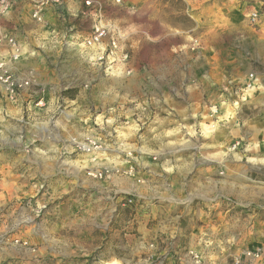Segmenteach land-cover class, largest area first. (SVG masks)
<instances>
[{
  "label": "rangeland",
  "instance_id": "rangeland-1",
  "mask_svg": "<svg viewBox=\"0 0 264 264\" xmlns=\"http://www.w3.org/2000/svg\"><path fill=\"white\" fill-rule=\"evenodd\" d=\"M91 1L90 6H86L84 1V5L89 10L82 12L91 24L89 35L92 32L95 13L100 6L104 18L119 25L125 38L120 43L117 55L105 57L103 60H98L97 56L102 54L104 49L109 50L110 37L105 40L104 46L100 47L86 46L85 39L89 35L75 39V42L78 41L84 47L97 50L95 60L98 68L92 67V64L87 62L76 63L75 67L78 69L76 76L79 80L69 85L66 90L72 93V100L64 94L62 98L58 97L57 89L50 85L44 90L46 93L49 92L46 98L25 103L28 108H25L22 114L11 111L12 114L8 115L5 110L2 111L7 106H12L23 89L33 86L28 80H22L21 76L13 74L8 66L21 68L22 62L19 59H23L25 55L23 45L12 34L7 32L0 34L2 39L0 51L5 44L11 47L8 42L10 38L17 42L20 49L18 58H14L12 47L11 50L3 53L0 75H10L15 80L29 83L18 88L14 99L8 97L4 85L0 83V140L13 142L11 149L7 150L8 154L5 149L0 148V153L5 152L4 159L8 160L6 167L12 168L15 174L27 168L26 163L23 162L24 151L21 146L28 143L30 144L25 145V149L29 148L28 152L31 151V153L38 151L37 144L44 140H65L69 146L75 147V155H61L63 157L59 159L63 167H73V174L67 169V173L63 172L57 177L47 174L51 175L47 179L38 176L26 179V176L20 174L19 177L14 176L13 178L11 177L13 173L0 179V213L4 214L5 227L7 226L8 230L11 229L9 224L14 222L17 226L10 233L12 235L24 233L29 239L30 233L27 231L38 232L42 229L38 222H41L44 217V208L40 209L42 204L39 203V197L44 195L47 201L46 207H49L55 194L61 206H69V203L73 202L71 198L77 199V206L80 207L81 212L84 211V205H88L93 211H89L88 208L89 213L93 214L107 203L111 219L121 212L126 221H137V205L142 202L137 197V178H139L137 172H144L149 168H143L141 163H137V150L132 148L119 152V157H115L119 162L110 163L105 169L100 168L99 161L106 156L102 148L103 143L113 144L114 142L115 144L120 137L125 141L137 140V129L134 130L135 133L126 132V129L131 124V127L135 126L137 122V94L142 93L143 98L149 99L151 93L155 92V85L151 83L149 77L155 73L154 59L158 54L160 61L163 62L159 64L163 67V71H165L166 58L170 56L173 58L174 92H181L182 87L185 89L189 84L190 87H194L193 93L201 92L205 98L204 111L195 114L189 120L185 118L183 130L178 131L174 136L182 146L174 148V151L177 150L178 155L195 157L190 165L191 170L186 176V188L190 193L197 191L201 195L193 200L191 207L199 206L207 209L208 205L216 203V207L221 211L222 231L234 236V241H238L240 237L241 240L247 239V242L242 241L244 245L234 258L242 255L244 251L251 250L252 247L263 253L264 123L255 118L262 115L264 107V93L259 86L260 79H264V62L258 57V55L264 57V47L262 50L257 48L254 39L260 38L258 33L264 25V0L239 1L241 7L238 12L244 19L241 21L242 24L231 18L221 21H210L209 19L201 21L194 15L192 4H197L195 0H191L192 4L186 0H157L158 4L155 3L156 0H137V4H134L136 1L132 0L127 4L125 0ZM222 1L225 3L224 12H226L231 1ZM129 4L133 8L130 10L131 13L137 12V17L124 12L128 10ZM155 10H158L164 21L167 20L178 31L156 41L155 35L163 30V27L159 24L150 27L151 22L155 21L150 18V13ZM108 11L111 17L122 16L124 24L108 19L106 15ZM167 12H169L168 16H166ZM254 12L259 14L258 24L250 22L251 14ZM6 13L0 12V15ZM128 26H136L135 36H138L139 40L137 55L134 58L137 64V70L134 71H137V75L132 74L131 69L127 67L134 54V46L128 40L130 36ZM196 37L205 49L215 45L223 48L220 51H215L213 48L209 51L205 50L199 55L196 49L189 47L192 38ZM250 40L253 42L252 45H250ZM179 45L188 46L181 47L183 50L180 51ZM123 54H128V58L123 59ZM34 60V57L27 56L23 61L33 62ZM57 63L63 66L68 65L66 59L58 60ZM69 67L68 71H72V66ZM182 76L185 77L183 85L181 84ZM140 77L143 79L142 83L138 81ZM249 85L252 86L249 87ZM73 108L78 111L76 121L68 112ZM86 109L93 112V119L97 118L98 122L95 123V127L84 133H82L84 129L80 127L70 130L71 120L76 123V126L84 123L83 115ZM129 111H132V114ZM101 112L105 114L98 117L97 114ZM127 112L130 115L127 116ZM98 119L102 121L99 122ZM61 124L64 125V129L60 131ZM141 132L138 134L140 135ZM149 134H151L150 140L147 139V142H152L156 133L150 131ZM174 134L165 131L160 133L164 140H171L173 138L171 135ZM90 141H96L101 148L91 153L83 151L80 146ZM117 149L119 148L114 147L112 151L115 153ZM109 157L114 159L113 156ZM194 164L195 166H192ZM52 165V161H47L46 166ZM214 166L215 174L209 171ZM131 167L134 169L133 174L129 173ZM99 171H103L102 177L95 176V173ZM151 179H154L152 174H145L144 183H148ZM98 187L100 190L104 188L106 191L104 195L96 191ZM92 189H95L94 194L89 191ZM213 191L217 198L216 201L210 202ZM130 200L132 203L129 202ZM55 211L57 210L51 213ZM160 214L159 218L165 220V214L161 212ZM48 216L51 215H47V218ZM25 219L29 223L19 225ZM227 226L230 228H226ZM251 227L253 228L250 231ZM45 231L51 239L56 234L60 236L61 232L65 234L61 235L64 236L63 239L68 241L71 230L61 228L55 231L47 227ZM79 235H83L82 238L85 240L84 232L79 230ZM6 236L8 238L9 234ZM30 247L32 251H36L34 246ZM95 256H97L96 253ZM0 264H9V261L5 260ZM79 264L89 263L83 260V262L79 261ZM125 264H137V261L130 260Z\"/></svg>",
  "mask_w": 264,
  "mask_h": 264
},
{
  "label": "crops",
  "instance_id": "crops-1",
  "mask_svg": "<svg viewBox=\"0 0 264 264\" xmlns=\"http://www.w3.org/2000/svg\"><path fill=\"white\" fill-rule=\"evenodd\" d=\"M84 1L86 0H62L63 7H61L59 0H14L12 9L5 15H0V34L7 32L14 35L23 45V52L25 53L24 58L19 59L22 62L21 68L8 66L13 74L16 73L21 76L22 80H28L33 86L23 89L16 100L12 101V106L2 108V111L5 110L8 115L12 114L11 111L22 114L23 110L28 108L25 103L46 98L49 92L46 93L44 90L50 85L57 89L58 97L62 98L64 94L72 100V93L66 90H68L69 85L79 80L76 76L78 70L75 67L76 63L87 62L92 64V67H97L98 63L95 60L97 50L86 48L78 41L75 42L76 38L89 35L91 29L90 22L82 15L84 10H89L84 5ZM130 1L125 0L124 2L127 4L131 3ZM132 1H136L134 4H137V0ZM186 1L192 4L194 0ZM230 1L228 11L224 12L225 3L222 0H195L197 4H192L194 5L192 6L194 15L201 21L206 19L221 21L225 18L227 20L231 18L242 24L241 21L244 19L242 14L238 12L241 7L240 0ZM37 2L44 4L40 8L39 16L34 17L33 13ZM157 2L156 0L155 3ZM166 5L168 4L166 3ZM132 9L129 4L128 10L124 12L137 17V12L131 13L130 10ZM135 10H137L136 7ZM106 15L108 19L124 24L122 16L111 17L109 11ZM168 15L169 12L166 16ZM150 18L155 20L153 23L151 22L150 27L158 26V24L163 27V30L155 35L156 41L178 31L171 23L162 19L158 10L151 11ZM127 28L130 32L128 40L134 46L133 59L127 67L131 69L132 74L137 75V71H134L137 70L134 59L137 55V42H139L138 36H135L137 30L136 26H128ZM251 35H253L252 31ZM258 35L260 38H256L254 41L256 47L262 50L264 47V25L260 28ZM250 42L252 45V40ZM185 46L188 45L183 47ZM181 47L182 45H179L180 51L183 50ZM189 47L196 49V53L199 55L205 50L209 51L213 48L215 51H220L223 48L215 45L205 49L197 37L192 38ZM235 47L238 48L239 46ZM9 50L11 47L8 44L1 47L0 62L3 61V53ZM27 56L34 57L35 60L33 62L23 61ZM258 57L264 62L263 56L258 55ZM63 59H66L68 65H58L57 61ZM154 63L155 73L150 75L149 80L155 85V92L151 93L149 99L143 98L142 93L137 94V122L133 127H131L132 124L129 125L130 127L126 126V132L135 133L134 130L137 129V140L125 141L120 137L115 144L114 142L113 144L103 143L102 148L107 157L104 156L99 161L100 168L105 169L107 168L106 165L119 162L116 159L117 156L119 157V152L132 148L137 150V163H141L143 168H149L147 171L137 172V177H139L137 178V197L139 201H142L137 205V221H126L121 212L111 219L107 203L106 206H101L100 210L98 209L99 211L93 214L89 213L92 209L88 205H84V211L81 212L80 207L77 206V199L71 198L73 202H70L69 206H61L57 202L56 194L50 201L52 207H46V197L41 195L39 203L42 204L40 209L44 208V217L41 222H38V225L42 229L38 232L27 231L31 234H29V239L24 233L12 235L10 232L15 230L16 223H10L11 229L8 230L7 226L5 227L4 214H1L0 237H4L0 241V262L7 260L9 264H79V261L83 262L84 260L89 264H98V262L101 264L109 262L125 264L127 261L133 260L137 261V264H195L191 256V251H195L201 252L205 256V264H234L235 255L238 254L237 252L241 250L247 239L241 240V237L236 236L239 240L234 241V236L222 231L221 211L216 207V203L208 205L207 209L199 206L191 207L193 200L201 195L197 191L190 193L186 188V176L191 170L190 165L195 157L178 155L177 150L174 151V148L181 146L179 145L180 141L174 136L177 135L178 131L183 130L185 124L183 120L185 118L189 120L195 114L203 112L205 98L201 92L193 93L194 87H190L189 84L185 89L182 87L181 92H174L175 79L172 74L174 61L171 56L166 58L165 71L162 70L163 67L159 66L163 63L160 61V55H155ZM69 66H72V71H68ZM18 68L20 69L18 70ZM135 78L137 81V77ZM141 78L138 80L139 83L143 82ZM181 78L183 85L185 77L182 76ZM259 86L264 93V79H260ZM36 88L38 90H35ZM5 102L7 103V101ZM262 109V115L255 119H260L264 123V107ZM68 112L75 120L78 111L73 108L69 109ZM84 112V123H79L80 126H76V123L71 120L69 122L70 130L80 127L84 129L82 131L84 133L86 130L95 127V123L98 121L97 118L93 119V112L88 109ZM129 113L132 114V111ZM129 113H126L127 116L130 115ZM104 114L105 112H101L97 115L99 117ZM98 120L99 122L102 121ZM63 126V124L60 125V131L64 129ZM140 131L143 133L141 132L139 135ZM150 131L156 135L152 142H147V139L150 140ZM164 131L175 134L171 135L173 137L171 140H164V137L162 138L160 135ZM12 143L7 140H0V148L5 149L6 154H8L7 150L11 149ZM25 145L21 148L24 151L23 162L26 163L27 168L22 169L17 174L13 173L12 168L6 167L8 160L4 159L5 152L0 153V179L12 173L11 177L13 178H15L14 176L19 177L20 174L26 176V179H32L36 176L47 179L51 176L47 174L57 177L63 172L67 173V169H69V173L73 174L72 166L66 168L59 162V159L63 157L61 155H75V147L69 146L65 140L40 141L37 144L38 147L36 146L38 151H32V153L31 151L28 152L29 148L25 149ZM114 147L119 148L115 153L112 151ZM153 155L154 157H152ZM109 156H113L114 159ZM47 161H52L53 165L46 166ZM209 171L215 174V166L211 167ZM147 173L152 174L154 178L149 180V184L144 183L146 181L144 176ZM97 190L102 195L106 192L104 188L100 190L98 187ZM89 191L93 192L95 189ZM216 198L217 195L213 191L210 202L216 201ZM54 210L57 211L51 213ZM160 212L165 214V220L159 218ZM47 215L51 216L47 218ZM199 220L202 222L200 223ZM47 227L55 231L61 230V228L70 229L68 241L63 239L64 236L61 235L65 234L61 232L60 236L56 234L53 239L49 238L48 232L45 231ZM226 228L230 227L227 226ZM252 228L249 230L251 231ZM79 230L84 232L85 240L82 238L83 235H79ZM8 234L9 237L7 238L6 235ZM17 237L28 239L36 251H32V247H23L14 243V239ZM252 249L254 248L252 247ZM95 253L97 256L94 257ZM263 253L262 257L256 260L254 264H264Z\"/></svg>",
  "mask_w": 264,
  "mask_h": 264
},
{
  "label": "built area",
  "instance_id": "built-area-1",
  "mask_svg": "<svg viewBox=\"0 0 264 264\" xmlns=\"http://www.w3.org/2000/svg\"><path fill=\"white\" fill-rule=\"evenodd\" d=\"M120 1V0H118ZM14 0H0V12L6 13L8 12L12 6H13ZM59 3L61 4V7H63L62 0H59ZM43 2H37L35 3V10L33 13L34 17H38L40 14V8L43 5ZM86 6L92 5L91 0L85 1ZM89 15L88 13H85ZM258 18L259 14L256 12L251 14L250 22L252 24H258ZM110 37V42L108 43V46L110 47L109 50L104 49L103 53L97 56L98 60H103L105 57H114L117 55L119 46L121 41L125 38V34L123 33L121 27L117 25L114 22L107 21L102 13V10L100 6L98 7V11L95 13V19L94 24L92 26V32L91 34L85 39V44L88 47H100L104 46V42L107 38ZM2 39L0 38V42ZM9 44L11 45L12 49H14V58H18L19 56V46L17 42L10 38L8 39ZM123 59L128 58V54H123ZM0 83H2L5 87V91L11 99H14L18 93V88L25 86L29 84L27 81H18L12 78L10 75L1 74L0 75ZM252 85H249L251 87ZM80 148L88 153L94 152L96 150H99L101 148L100 144L96 141H90L89 143H84L80 146ZM129 173L133 174L134 169L133 167L130 168ZM95 176L102 177L103 171H99L95 174ZM132 203V201H129ZM1 217V213H0ZM28 220H23L20 222V225L22 224H28ZM1 224V222H0ZM4 237V236H2ZM0 237V241L3 240V238ZM14 243H17L23 247H30V242L28 239H21L19 237L14 239ZM191 256L195 262V264H205L206 258L201 252H195L191 251ZM262 257V252L259 249H251L244 251V253L240 256H237L234 258V264H254V262ZM248 259V260H247Z\"/></svg>",
  "mask_w": 264,
  "mask_h": 264
},
{
  "label": "bare ground",
  "instance_id": "bare-ground-1",
  "mask_svg": "<svg viewBox=\"0 0 264 264\" xmlns=\"http://www.w3.org/2000/svg\"><path fill=\"white\" fill-rule=\"evenodd\" d=\"M260 160V159H259Z\"/></svg>",
  "mask_w": 264,
  "mask_h": 264
}]
</instances>
